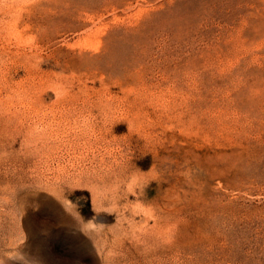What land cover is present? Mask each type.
Listing matches in <instances>:
<instances>
[{
  "label": "rangeland",
  "instance_id": "obj_1",
  "mask_svg": "<svg viewBox=\"0 0 264 264\" xmlns=\"http://www.w3.org/2000/svg\"><path fill=\"white\" fill-rule=\"evenodd\" d=\"M0 264H264V0H0Z\"/></svg>",
  "mask_w": 264,
  "mask_h": 264
}]
</instances>
